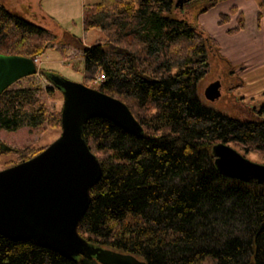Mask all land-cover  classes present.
<instances>
[{
	"label": "trees",
	"instance_id": "16d2710c",
	"mask_svg": "<svg viewBox=\"0 0 264 264\" xmlns=\"http://www.w3.org/2000/svg\"><path fill=\"white\" fill-rule=\"evenodd\" d=\"M217 2L209 0L197 14ZM176 4L102 0L84 7V31L103 37L85 48L73 43L82 50L81 65L75 68L81 70L84 85L128 105L143 133L135 136L105 117L85 124V139L103 175L91 190L78 233L95 247L135 255L145 264H264V184L223 176L213 154L215 144L223 142L245 157L264 154V121L232 119L203 105L197 86L208 76L210 55L221 56L219 45L190 16L189 4ZM259 7L264 9V0ZM234 12L239 14L237 27L228 34L245 28L236 6L221 14L219 25L229 23ZM262 18L259 12L258 23ZM60 42L56 30L0 3V54L36 60ZM38 75L53 87L12 86L1 94L0 129L62 133L61 109H52L43 99L45 93L60 90L51 81L59 74L40 69ZM51 144L21 149L0 141V162L3 155L14 154L16 161L5 169L11 168ZM93 260L69 259L33 240L0 233V264Z\"/></svg>",
	"mask_w": 264,
	"mask_h": 264
},
{
	"label": "water",
	"instance_id": "95a60500",
	"mask_svg": "<svg viewBox=\"0 0 264 264\" xmlns=\"http://www.w3.org/2000/svg\"><path fill=\"white\" fill-rule=\"evenodd\" d=\"M192 0H177L183 7ZM37 61L0 54V96L24 78L38 75ZM64 95L62 133L35 158L0 170V233L13 240H33L62 256L95 258L100 264H145L135 255L95 247L79 233L91 190L102 178V165L85 139V124L93 118L111 120L135 136L143 133L128 105L117 98L66 80L51 79ZM221 86L212 83L208 98L217 99ZM223 176L264 184V164L247 159L225 142L213 147Z\"/></svg>",
	"mask_w": 264,
	"mask_h": 264
},
{
	"label": "rangeland",
	"instance_id": "374dc122",
	"mask_svg": "<svg viewBox=\"0 0 264 264\" xmlns=\"http://www.w3.org/2000/svg\"><path fill=\"white\" fill-rule=\"evenodd\" d=\"M102 0H0L8 10L18 13L27 20L42 24L50 29H54L59 33L60 49L54 47L47 50L40 60L38 59V70L48 69L56 71L60 76L66 80H71L76 83H83L84 78L81 70H77L75 66L81 65V52L76 48V44L82 47H89L101 37L103 34L96 31L85 32L83 27L84 7L93 4H99ZM217 5L206 13L197 14L200 8L208 6L209 0H205L201 5L191 7L190 16L196 17L201 21V17L208 15L212 19V24L215 25L214 20H220L221 14H229L231 9L239 3L240 8H249L250 0H216ZM258 3L260 4L261 0ZM238 9V8H237ZM239 12V11H238ZM189 14V12H188ZM238 13H232L231 17L237 16ZM264 25V17L261 19ZM232 22V21H231ZM220 25L227 29L237 27L236 18L233 19V25L230 23ZM264 31V26H263ZM231 34V33H230ZM234 35V33H232ZM237 34V33H236ZM212 37V36H211ZM216 38V36H215ZM220 43L222 34L216 38ZM74 43V44H73ZM222 44V43H221ZM219 45V43H218ZM234 45L231 44L230 47ZM259 50L263 44L255 43ZM262 45V46H261ZM72 54L70 57L64 55ZM210 69L208 76L198 84V97L201 99L203 105L207 108H212L219 113L241 121H264V112H261V107L264 106V65L250 67L244 70H236L231 67V63L222 56L214 57L210 55L209 59ZM238 74H237V73ZM218 82L221 86L220 96L217 99H211L207 96V91L212 83ZM40 86L42 88L53 87L45 79L39 75L24 78L13 85L14 88ZM94 86L97 84L94 83ZM52 109L63 108L64 95L60 90L55 89L53 94H44L43 98ZM260 111V112H259ZM61 135V130L52 131L47 128L45 131L32 130L28 127H22L18 131H8L0 129V141L16 148H23L28 145H36V147H44L48 143L55 142ZM235 148V145H232ZM236 148L239 149L238 146ZM242 154V151H241ZM249 158L255 163L264 164L263 153L247 154ZM16 161L14 154L3 155L0 162V170L5 169L11 162ZM92 264H100L93 260Z\"/></svg>",
	"mask_w": 264,
	"mask_h": 264
},
{
	"label": "crops",
	"instance_id": "0c3cea01",
	"mask_svg": "<svg viewBox=\"0 0 264 264\" xmlns=\"http://www.w3.org/2000/svg\"><path fill=\"white\" fill-rule=\"evenodd\" d=\"M249 2V8L242 9L239 3L235 5L239 13H242L245 17V28L240 33L234 35L228 34L230 29L224 26L220 27L219 20L217 21V19L214 20L215 25H213L212 19H209L208 15L202 16L199 22L205 31L214 39H216L219 34H222V44L219 42L220 40L218 41L216 39L219 43L220 55L231 63V67L236 70L239 69V71L258 65H264L263 46L261 45L262 47L259 50L256 45L254 46L255 43L263 44L264 42V25H262V20L258 23V14L260 12L264 17V9H260L259 1L257 0H250ZM234 18L237 20V16L231 17V25H233ZM231 44L234 45L230 47ZM67 55L70 57L73 53Z\"/></svg>",
	"mask_w": 264,
	"mask_h": 264
},
{
	"label": "built area",
	"instance_id": "2783aa9c",
	"mask_svg": "<svg viewBox=\"0 0 264 264\" xmlns=\"http://www.w3.org/2000/svg\"><path fill=\"white\" fill-rule=\"evenodd\" d=\"M36 61L38 62V59H36ZM100 81H101V80L99 79V80L96 81L95 83H96V84H99Z\"/></svg>",
	"mask_w": 264,
	"mask_h": 264
},
{
	"label": "flooded vegetation",
	"instance_id": "af4514ba",
	"mask_svg": "<svg viewBox=\"0 0 264 264\" xmlns=\"http://www.w3.org/2000/svg\"><path fill=\"white\" fill-rule=\"evenodd\" d=\"M193 2H194V0L190 1L189 3H185V4H190V3H193Z\"/></svg>",
	"mask_w": 264,
	"mask_h": 264
}]
</instances>
